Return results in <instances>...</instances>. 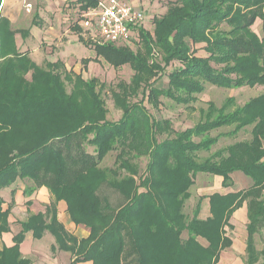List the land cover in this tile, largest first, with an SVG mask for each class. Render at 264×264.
Masks as SVG:
<instances>
[{
	"label": "trees",
	"instance_id": "trees-1",
	"mask_svg": "<svg viewBox=\"0 0 264 264\" xmlns=\"http://www.w3.org/2000/svg\"><path fill=\"white\" fill-rule=\"evenodd\" d=\"M71 1L77 5L80 25L83 13L97 8L100 0ZM2 6L0 0V192L19 182L30 183L26 198L46 187L53 201L45 214L30 215L21 223L14 245L7 247L3 235L11 232L16 190L11 191L7 208L0 193V264H31L21 253L29 232L36 240L49 232L57 244L52 250L70 253L75 257L72 264H218L221 253L232 246L227 230L233 229L231 218L244 204L245 264H264V248L259 252L255 241L256 233L264 229V93L243 106H237L234 97L221 107L210 102L199 123L176 133L168 120H156L145 105L159 109L160 99L167 98L188 106L207 85L264 86V0L170 3L163 16L154 18L153 34L140 30L146 57L127 48L95 46L98 58L116 68L130 65L135 73L130 88L136 101L126 102V96L120 99L122 90L112 91L123 111L116 122L108 119L102 98L106 85L97 78L84 80L60 60L39 66L16 44L18 33L26 39L30 31L14 30ZM258 20L262 36L254 31ZM39 23L35 13L33 25ZM75 30L81 31L79 26ZM79 40L92 45L80 36ZM155 49L161 61L152 59ZM89 62L84 60L86 66ZM176 62L179 66L163 87L162 74ZM224 127L232 130L210 136ZM247 129L250 140L200 158L221 138ZM166 133L168 137L160 140ZM87 146L94 150L88 152ZM112 152H117L116 166L101 167ZM142 157L148 162L141 173L136 161ZM236 172L250 178L252 185L201 197L193 217H187L185 205L198 174L221 177L222 187L230 188ZM104 186L120 194L125 204L115 208L101 195ZM206 198L211 216L202 220ZM59 202L67 204L76 226L89 229L87 239L79 240L58 221Z\"/></svg>",
	"mask_w": 264,
	"mask_h": 264
},
{
	"label": "rangeland",
	"instance_id": "rangeland-1",
	"mask_svg": "<svg viewBox=\"0 0 264 264\" xmlns=\"http://www.w3.org/2000/svg\"><path fill=\"white\" fill-rule=\"evenodd\" d=\"M121 2H126L137 7L143 14L144 20L141 24L133 28L131 32L130 39L128 41H120L115 43L103 42L96 37L97 33V23L94 21L90 28H85L82 25L78 24V9L75 3L63 2L62 0H40V4L36 5L31 9V14L28 16L22 12L19 8V5H16L17 14L14 13H5L2 12L9 20H12L13 29L16 31L29 30L31 34L24 39L20 33L16 35V44L21 52H26L30 57L39 65L43 66L49 60H56L57 55H64L66 58H70L69 64H65L68 70H73L77 75H81L84 80H89L92 78H97L100 83L106 85V89L102 94V98L105 101V108L108 112V119L110 121L116 122L122 117L123 111L120 108V103H117L112 93L117 92V94L122 92L120 97L125 98V101L133 103L136 101V98L132 94L131 81L132 77L135 74L130 65H124L121 67H114L107 62L104 58H98L94 50L95 46H107L111 45L117 48H127L137 54L144 55L146 57V48L144 42L140 36V30H145L150 34H153L154 31V18L163 16L169 7L170 3H174L178 0H120ZM14 5V4H13ZM15 9V10H16ZM42 9L43 19L39 18L40 25L34 26L33 20L36 11ZM19 11L22 12V15H19ZM10 20V21H11ZM43 23V25H42ZM44 24L47 27L54 28L55 35L49 34L48 29H43ZM79 26L80 32L75 30ZM51 29V31H54ZM254 31L262 36V23L258 20L254 26ZM44 34V35H43ZM32 35V36H30ZM51 35V36H50ZM79 36L84 38L87 42H91L92 45L86 46L79 40ZM90 60L89 64L86 66L84 60ZM152 59H157L161 61L162 57L160 52L157 49L154 50ZM69 60V59H68ZM67 61V60H66ZM65 63V62H64ZM179 66V63H173L172 66L167 68V70L162 74L161 83L163 87H167L168 75L171 70ZM120 85V88L117 86ZM72 89V85L68 84V89ZM114 90V91H113ZM113 91V92H112ZM141 91V90H140ZM131 93L127 98V94ZM264 93V86H255L253 88L244 87L237 89H223L216 86L207 85L206 90L203 94L197 96V102L192 103L188 106L177 104L174 101L161 98V106L159 109H152L147 102L145 105L150 109L152 116L158 121L168 120L171 123L172 131L182 132L188 128L195 126L202 120L201 111H206L210 102L214 103L217 107H221L226 99L229 97H234L236 99L237 106H243L252 98H255ZM231 127H224L222 129L212 131L210 136L216 137L220 133H226L231 131ZM174 133V134H175ZM174 134L172 137H174ZM169 134H164L161 136L160 140H163L168 137ZM251 139L250 129L244 130L239 133L236 137H225L221 138L219 143L214 146L211 152L200 153L199 156L201 159L209 157L215 151L225 148L235 142L246 141ZM199 141V139H195ZM87 151L92 152L93 147L87 146ZM116 155L117 152H112L104 160L101 167L114 168L116 166ZM148 162L147 157H142L136 161L139 166L141 173L146 168ZM123 170L125 169L124 165L119 164ZM233 179V190L237 191L241 189H247L252 185L250 178L246 177L241 172L234 173ZM244 175L246 181H242V176ZM215 176L211 174H198L196 177L195 185L191 188L190 192L192 197L186 202L184 212L187 217L190 219L193 217V213L197 202L201 197H208L207 193H211L216 186L214 181ZM244 180V179H243ZM218 188V186L216 187ZM203 194L204 196H202ZM4 195V194H2ZM101 195L106 196L111 200L112 205L117 208L125 204L123 197L117 192L111 190L104 186L101 189ZM205 200V199H204ZM203 200V201H204ZM202 201V202H203ZM202 209V208H201ZM26 217L24 213L20 212V217ZM17 219V218H16ZM12 219V223H13ZM17 223H13V226H16ZM231 229H228V233H231ZM246 231V230H245ZM33 242L42 246L45 252L49 253V248L51 244L52 236L50 233L47 234V237L41 241H38L32 238ZM256 248L260 252L264 248V229L258 231L255 235ZM199 242L203 243L199 239ZM201 243V244H202ZM74 257V256H72ZM75 259V257H74Z\"/></svg>",
	"mask_w": 264,
	"mask_h": 264
},
{
	"label": "crops",
	"instance_id": "crops-1",
	"mask_svg": "<svg viewBox=\"0 0 264 264\" xmlns=\"http://www.w3.org/2000/svg\"><path fill=\"white\" fill-rule=\"evenodd\" d=\"M62 1L66 2L68 0H62ZM26 3H30L33 9L34 6L40 4V0H26ZM16 5L20 6L19 9L22 12L24 11V13L26 14L24 15L25 17L31 14L32 11L27 12L25 10L24 3L18 2L16 0H3L2 12L4 11L5 13H14L16 15L17 14ZM21 11H19L20 12L19 15H22ZM43 12L44 11L42 9H38V12L36 11V13L39 15V18L43 19ZM43 27H44L43 28L44 30L48 29L47 31L48 36L49 34L55 35V32L58 33V31H55L54 28L51 27V25L50 27H47V25L44 24ZM51 29L54 31H51ZM262 31H263V28H262ZM58 60L62 61L63 63L65 62L66 65L69 64L70 61L72 62L70 58L68 57L66 58V56L64 55H57L56 60H53L50 62H57ZM234 175L235 174H233V176ZM241 176H242L241 177L242 181L245 182L246 179L244 175H241ZM222 180L223 179L221 177L215 176V179H214V181L216 182V186H214L215 189L211 193L209 194L207 193L208 196L213 195L215 193L226 195L232 192L240 191V190L234 191L232 187L223 188ZM26 184L28 185L30 183L19 182V183H16L12 188L5 189L2 191V193L0 192L1 194H4L2 196L6 202L5 207L7 208L8 205L11 203V198H12L11 191L13 189L16 190L15 195H14L15 205L13 207L12 214L9 218V221L11 223V232L3 235V243L7 247H12L14 245L13 236L21 232L22 230L21 223L26 222L30 215L45 214L47 208L51 205L53 201V196L51 195V193L46 187H42L38 189L37 191L34 192V194L31 197L26 198L24 196V190L26 188ZM217 186L218 188H216ZM201 195L204 196L203 194ZM28 201L31 202L30 207L27 206ZM20 212L24 213L26 217L25 218L24 216L20 217ZM210 216L211 215H210L209 200L208 198H206L202 202V209H201L199 218L202 220H206ZM57 217H58V221L65 227V229L70 234L77 237L79 240L87 239L89 237L90 235L89 229H87L84 226H76L72 222L70 215L67 211V204L65 202H59L57 204ZM12 219L14 220L13 223L14 222L17 223V225L15 224L16 226L12 225L13 224ZM230 223L233 226V229L231 233H228V236L232 240V246L224 250L221 253L220 261L218 264H245L246 252H247L246 251L247 250V238H248V232H247L248 215H247V205L246 204H244L242 208L238 209L234 213V215L231 218ZM48 233L49 232H46L44 234V237L41 240L46 238ZM51 236H52V239L50 240L51 246L49 248V253H47L44 251L42 246L33 242L34 240L32 239L33 238L32 233L31 232L27 233L25 236V240L21 245V253L23 257L30 260L31 264H72V262L74 261V257H72L70 253L64 252L58 249L56 251L52 250L53 247H57V244H56V241L53 235ZM41 240H38V241H41ZM200 240L203 241V243L201 242L203 246H207V242L204 239H200ZM77 264H92V263L87 262V263H77Z\"/></svg>",
	"mask_w": 264,
	"mask_h": 264
},
{
	"label": "built area",
	"instance_id": "built-area-1",
	"mask_svg": "<svg viewBox=\"0 0 264 264\" xmlns=\"http://www.w3.org/2000/svg\"><path fill=\"white\" fill-rule=\"evenodd\" d=\"M24 3L25 10L30 12L32 5L26 0H16ZM144 14L135 6L120 0H100L97 8L82 15V25L90 28L97 23L96 37L103 42L115 43L128 41L134 27L141 24Z\"/></svg>",
	"mask_w": 264,
	"mask_h": 264
}]
</instances>
